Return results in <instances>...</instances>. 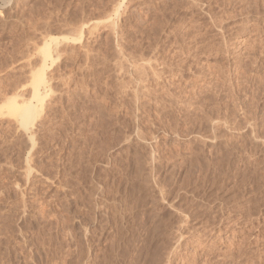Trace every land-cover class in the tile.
Wrapping results in <instances>:
<instances>
[{
    "label": "rangeland",
    "instance_id": "rangeland-1",
    "mask_svg": "<svg viewBox=\"0 0 264 264\" xmlns=\"http://www.w3.org/2000/svg\"><path fill=\"white\" fill-rule=\"evenodd\" d=\"M1 1L0 264H264V0Z\"/></svg>",
    "mask_w": 264,
    "mask_h": 264
},
{
    "label": "bare ground",
    "instance_id": "bare-ground-1",
    "mask_svg": "<svg viewBox=\"0 0 264 264\" xmlns=\"http://www.w3.org/2000/svg\"><path fill=\"white\" fill-rule=\"evenodd\" d=\"M10 1L11 0H2L1 2H3V4L5 3L4 5H7V7H8ZM209 19H210V17H209ZM215 25H217V24H215ZM115 26H116V24H115ZM222 30L223 29H221V31ZM83 33L84 32H82L80 34L81 35L80 38L76 39V41L82 40ZM63 39L66 41V43H67V40H69L67 37H65ZM50 40L56 42V43L53 42L54 45H56L57 42H59V41H57L58 39H56V38H54V39L52 38ZM57 48L53 49L51 47L50 41L44 43V45H42V47L39 48V52L41 54V63L42 64H40V67L38 69H35L34 71L32 70L33 72L31 71L32 72L31 73L32 74V82H31L32 91L30 93L31 94L30 99L22 100V102L21 101L19 102V100L17 99V97H18V95H17L16 98L12 97V99L8 100L4 106V108H6V115L9 116V118H13L14 120H18L20 128L23 127L24 130H26L27 132H29L33 129V126H34L37 118L42 116L41 115L42 112L45 111L44 109H45V102L47 101L46 99L48 97H50V95L53 93V90L51 89L52 87L48 84V79L46 77L47 74L45 73V71H46V68L48 67V65H47L48 61L51 60L52 64L55 62L54 55H57V53H58ZM61 51L63 52L64 50L62 49ZM64 53H66V52H64ZM58 54H61L60 51ZM59 56H61V55H59ZM18 87H20V86H18ZM22 98H24V97H22ZM3 114L4 113H2V115ZM32 133L34 134V132H32ZM29 138H30L31 143H34V141H33L34 135L32 137H29Z\"/></svg>",
    "mask_w": 264,
    "mask_h": 264
}]
</instances>
